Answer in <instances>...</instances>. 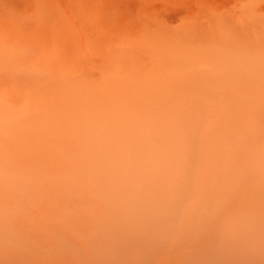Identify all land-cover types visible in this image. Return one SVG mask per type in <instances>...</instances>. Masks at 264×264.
Wrapping results in <instances>:
<instances>
[{
	"label": "bare ground",
	"instance_id": "6f19581e",
	"mask_svg": "<svg viewBox=\"0 0 264 264\" xmlns=\"http://www.w3.org/2000/svg\"><path fill=\"white\" fill-rule=\"evenodd\" d=\"M0 264H264V0H0Z\"/></svg>",
	"mask_w": 264,
	"mask_h": 264
}]
</instances>
